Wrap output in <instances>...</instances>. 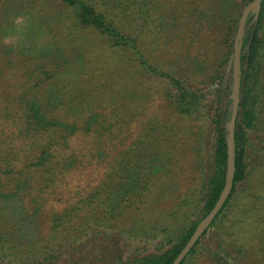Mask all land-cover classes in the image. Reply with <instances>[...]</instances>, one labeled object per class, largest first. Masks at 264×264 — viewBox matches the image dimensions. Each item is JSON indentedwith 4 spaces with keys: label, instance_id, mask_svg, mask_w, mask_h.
Here are the masks:
<instances>
[{
    "label": "rangeland",
    "instance_id": "374dc122",
    "mask_svg": "<svg viewBox=\"0 0 264 264\" xmlns=\"http://www.w3.org/2000/svg\"><path fill=\"white\" fill-rule=\"evenodd\" d=\"M38 1L40 15L37 25L42 30L38 41L50 36L54 37L56 43L57 38L63 36L67 43L62 48L47 45L53 48L52 52L56 55L66 54L67 61H72L74 56L71 57V54H75L80 48L83 53L86 50L88 54L91 53V57L87 56V59L91 60L89 65L92 67L110 60L107 51L102 52L100 47L104 46L102 39L98 40L92 32L79 27L75 30L74 27L73 35L69 34L68 30L59 33L57 3L52 0ZM166 1L169 6L167 20L164 22L154 14L148 24H139L136 27V34L141 51L150 64L161 67L168 78H157L138 69L136 74H133L134 89L130 95L125 93L127 89L124 93L119 90L129 83L128 80L122 83L114 80L118 85L117 92L103 95L97 100L98 112L107 120L103 124V133L106 134L79 135L67 141L70 145L66 142L65 149L61 150L60 154H55L56 157L62 158L61 167L67 168L71 164L70 150L74 151L77 161L74 170L56 174L47 184H44L42 179H35L33 174H28L20 179L23 184L15 181L17 188L6 186L0 189V215H4L3 219L10 221L13 226H5L0 230V233H4V237L0 234V264H24L28 261L24 258L25 255L33 258L32 253L40 250L44 243L51 241L58 244L64 239L79 235L80 233L76 232L77 224L96 221L99 216L94 214L92 208L106 204L103 201L108 198V205L115 206L116 210L112 214L107 212L103 217L100 214V217L104 225H114L121 232L120 245L127 262L159 251V246L167 243L168 236H178L181 228L185 227V222L189 221L191 225L199 219L205 204L203 196L200 195L202 179L204 176L211 178L215 173L213 166L216 164L215 159L213 163L212 157L215 115L218 113L224 116L233 86L231 46L235 39V24L228 16L234 8L239 24L244 8L254 0H224L226 4L220 12L217 8L221 6L222 0ZM136 2L140 5L145 1ZM19 5H25V0H0V24L4 25L7 21L12 26L17 22L5 37L0 34V79H5L4 84L9 86L7 92L11 96L15 95L17 89L16 95L26 91V87L33 86L40 78L52 76V72L43 73L46 68L51 70L56 69L58 64L63 65L62 60L36 56V59L31 60L30 56L27 57L25 52L28 47L23 45L24 42L19 36L21 27H18L20 24L15 16L18 12L14 10ZM211 11L217 12L216 18L211 15ZM3 15L6 19L2 21ZM68 18H63V21ZM70 21L74 24L72 20H68V23ZM63 28L60 31H65ZM260 36L264 39V32H261ZM72 37H79L80 48L75 49V41H70ZM246 51L248 52V48ZM25 62L28 67L24 70L26 65L22 66L21 63ZM71 73L72 69L68 68L58 77L69 78ZM95 74L93 73L94 77ZM31 76H34L32 80ZM173 79L181 81L183 87L189 91L205 95L206 103L211 110L214 109L212 112L209 110L211 116L206 122H200L198 115L188 118L175 112L172 99L173 95H177V90L172 85ZM221 89L223 91H220ZM45 96L47 97L48 93ZM120 108L126 110L122 112ZM113 122L115 128L111 137L108 133ZM249 139L252 143H249L245 189L244 186L240 187L235 194L239 203L227 216L220 217L215 224H211L203 235L201 245L205 243L207 246L212 239L223 248L237 251L233 245L242 244L243 253L247 255L246 264H264V134L261 131L251 132ZM19 147L21 146L1 144L0 152L6 156ZM158 149H161V154ZM27 156H22L21 165L27 161ZM154 156H165L169 159L167 165V161H163L165 170L160 171L156 167L152 170L150 164H146V161H153ZM127 161L132 164L144 163L145 175L153 176V186L146 196L142 197H124L121 190L117 200L110 194L107 184L121 167L120 164L123 165ZM120 175L118 172L114 182ZM3 179L6 182L8 175ZM107 192L109 194H106ZM77 207L86 208L79 213L83 217L74 218L69 225L65 224L68 225L65 229L63 226L59 231L54 230L53 215L70 211L73 217H76ZM257 218L263 221L260 232L263 243L254 238L259 233ZM142 222L159 224L161 231L151 234V239L131 232L130 228L137 227ZM201 245L184 264H217L208 250L201 249ZM91 247L92 244L88 249L92 250ZM168 248L169 245L164 247ZM258 254L259 258L256 257ZM64 261L60 264H65Z\"/></svg>",
    "mask_w": 264,
    "mask_h": 264
},
{
    "label": "trees",
    "instance_id": "16d2710c",
    "mask_svg": "<svg viewBox=\"0 0 264 264\" xmlns=\"http://www.w3.org/2000/svg\"><path fill=\"white\" fill-rule=\"evenodd\" d=\"M52 1L57 3L59 9L58 18L60 21L58 23V32L64 33L68 30V33L73 35L74 27L75 30L79 27L82 30L92 32L98 40L102 39L104 46L100 47L102 52L107 51L110 60L105 61L102 56L101 58L105 62L95 67L90 66L91 60L87 59V56L91 57V53L89 52L88 54V50L84 53L80 51L82 49L78 45L80 43L79 37H72L70 38L71 43L75 41V49L80 48V50H77L75 54H71V57H74L72 61H70L71 59L69 60L72 62L70 63L65 58L66 54L56 55V53L52 52L53 48L47 45H57L59 48H62L67 43V40L63 36L60 35L56 43L54 42V37L50 36L45 40L43 38L41 41L37 40L40 38L42 32L37 25V19L40 15L38 10L40 2L38 0H25V5H19L20 7L17 6L14 9L18 12L15 15L20 24L18 27H21L19 29V36L24 42L23 45L28 47L27 53L24 51L27 57L30 56L31 60L36 59V57L62 60L63 65L58 64L56 69H51L52 71L46 68V70H43V73L46 72L48 74L50 72L51 74L52 72V76L40 78L37 83L29 88L26 87L24 90H27L18 95H16L17 89L14 92V96H11L7 92L9 86L4 84L5 79H0V145L21 146L17 150L13 149L6 156L0 152V164H3V166H0L1 190L6 186L8 188H13V186L17 188L15 181L23 184L24 182L20 181V179L28 176V174H33L35 179H42L43 183L47 184L50 183V179L55 177L56 174L74 170L77 165L74 151L70 150L69 157L71 164L67 167L68 169L61 167L62 158L56 157L55 154H60V151L65 149L66 142L79 135L96 134L102 136L106 134L103 133V124L107 120L105 116H102L98 112L97 105L99 103H97V100L99 97H103V95L117 92L118 85L114 80H118L121 83L128 80L129 83L127 82L128 84L122 86L119 90H123L122 93H124L125 89H127L125 93L130 95L134 89L133 74H136L138 69L145 74H150L157 78H168L161 67L150 64L148 58L141 51L136 34V27L139 24H142V26L148 24L153 19L154 14L158 15L159 19L164 20V22L167 20L169 6L166 0H144L145 2L140 5L137 4L136 0ZM228 1L231 2L233 0ZM225 4L226 1L222 0L221 6L217 8V11L220 12ZM234 11L235 9L232 8L228 16L235 24L233 36L236 35V28H238L236 27L238 19ZM211 12V15L216 18L217 12ZM7 14L9 15V13ZM66 15L71 16V18H68ZM63 18L68 19L63 21ZM3 19H6L4 15L1 17L2 21ZM68 20H72L74 24H71V21L68 23ZM6 22H4V25L0 24V34L4 37L9 34L8 32H11V28L13 29L17 25V22L12 26H10L9 22L5 24ZM62 27H64L65 31H60ZM261 32H264V1L260 9L249 16L243 40L240 109L235 130L236 173L234 186L223 209L216 216L212 224H215L220 217L227 216L238 205L239 202L235 194L240 187L244 186L245 189L244 181L248 173L249 143H252L249 135L251 132L257 131H261L264 134V39L260 36ZM74 34L76 35L77 33ZM84 46L87 48L86 45ZM247 48L248 52L246 51ZM233 54L234 40L231 46V59ZM26 64V62L21 63L22 66ZM78 64L81 66H78ZM76 66L78 67L75 68ZM85 66L87 67V71H85ZM27 67L28 65L24 67V70ZM68 68L72 69L69 78L67 76L63 78L58 77L60 73L64 74ZM92 72L96 73L95 77ZM33 77L31 76V80ZM62 79L65 80L63 81ZM110 79L113 81V84L112 81H109ZM172 85L177 90V95H173L172 99L175 112L188 118L198 115L200 122H206L207 118L211 116V113H209L211 109L206 103L205 95L189 91L185 86L183 87L181 81L175 79L172 80ZM220 91L223 90L221 89ZM46 93H48L47 97L45 96ZM120 110L124 112L126 109L120 108ZM213 110L212 108L211 112ZM117 111L115 112L117 113ZM231 113L232 101L230 98L224 116L218 113L215 115L212 152L213 163L215 159L216 164L213 166L215 173L211 178L204 176L202 179L200 195L203 196L205 204L201 210L199 219L191 225H189V221L185 222L186 225L184 228H181L178 236L176 238L168 236L167 243L160 245L159 251L132 259L130 262L125 261V253L120 245L121 232L114 225H104V221L100 217V214L103 217V215L108 214L107 212L112 214L116 210L115 206L110 207L108 205V201H106L108 198L104 201L102 200L108 206L104 204L96 205L92 208L94 214L99 216L98 219L96 218V221L77 224L76 232H79V235L70 239H64L58 244L51 243V241L44 243L40 250L32 253L33 258L25 255L24 258L28 259V261L24 264H60L65 258H68L64 261L65 264H172L192 237L201 220L214 208L224 189L228 163V130L226 129V125L230 121ZM114 122L112 123L111 131L108 133V136L111 137L113 136V128H115ZM106 132H108V129ZM67 143L70 145L69 142ZM160 150L158 149V152L161 154ZM23 155L28 156L27 161L21 165L20 159L22 161ZM163 161H167L166 165L169 164V159L165 156H154V160L151 162L146 161V164H150L152 170L155 167L159 170H165V163ZM28 162H30L29 165H26ZM113 165L115 166L116 164L114 163ZM144 165V163L132 164L127 161L123 165L120 164L121 167H119L118 171L113 166L117 173H121L119 177L121 181L118 179L114 182L117 176V173H114L111 181L107 184L110 187V194L114 195L117 200L121 190H123L124 197L128 198L132 195L135 197L146 196L147 191L153 186V176L149 177L145 175L144 171L146 168ZM27 169L30 170L28 171ZM5 175H8L6 182L3 179ZM106 194H109V192ZM112 207L113 209H111ZM83 208L86 209L85 207L76 208L78 210L76 217H73V213L70 211L53 215L52 223L54 230L59 231L63 226L64 229L67 228L74 218L81 219L83 216L79 213L83 211ZM0 216V230L5 226L13 227L10 221L3 219L4 215ZM257 223L259 233L257 232L258 234L254 238L263 243L260 235L263 221L257 218ZM130 230L131 232L148 237L147 239H151V234L159 233L161 226L156 223L142 222L139 226H134ZM171 232L173 233V231ZM0 234L1 237H4L3 232ZM202 239L203 237L198 241L182 264L188 260L189 256L197 252L199 246L202 244ZM83 242L86 243L84 244ZM91 244L93 245L91 247L93 249L89 250L88 247ZM166 245H169L170 248L164 249ZM234 246H236L237 251L223 248L220 244H215L210 239L207 246L205 243L201 245V249L203 251L208 250L207 252L211 253L212 258L215 259L217 264H246L247 255L243 253V245L234 244ZM256 257L259 258L260 255H256Z\"/></svg>",
    "mask_w": 264,
    "mask_h": 264
},
{
    "label": "water",
    "instance_id": "95a60500",
    "mask_svg": "<svg viewBox=\"0 0 264 264\" xmlns=\"http://www.w3.org/2000/svg\"><path fill=\"white\" fill-rule=\"evenodd\" d=\"M264 0H254L250 4H248L241 15L239 20L237 32L234 39V54L232 57L233 62V86L231 92V100H232V113L231 119L228 123L227 130V146H228V163H227V172L225 178V186L220 195V198L214 208L209 212V214L204 217L201 222L198 224L196 230L194 231L192 237L188 241V243L184 246L182 251L176 257L172 264H182L185 258L190 254L192 249L198 243V241L203 237V235L210 228L211 224L215 220L216 216L221 212L225 203L227 202L233 186H234V178L236 172L235 165V130H236V122L240 109V93H241V56H242V47L243 40L246 31V26L249 20V16L252 13H256Z\"/></svg>",
    "mask_w": 264,
    "mask_h": 264
}]
</instances>
